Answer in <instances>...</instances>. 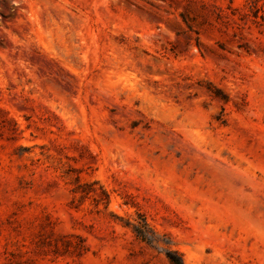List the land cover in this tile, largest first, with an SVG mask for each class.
I'll use <instances>...</instances> for the list:
<instances>
[{"label": "rangeland", "instance_id": "374dc122", "mask_svg": "<svg viewBox=\"0 0 264 264\" xmlns=\"http://www.w3.org/2000/svg\"><path fill=\"white\" fill-rule=\"evenodd\" d=\"M264 264V0H0V264Z\"/></svg>", "mask_w": 264, "mask_h": 264}, {"label": "trees", "instance_id": "16d2710c", "mask_svg": "<svg viewBox=\"0 0 264 264\" xmlns=\"http://www.w3.org/2000/svg\"><path fill=\"white\" fill-rule=\"evenodd\" d=\"M173 263H174V264H183V261L180 260V262H178V261H174V260H173Z\"/></svg>", "mask_w": 264, "mask_h": 264}]
</instances>
